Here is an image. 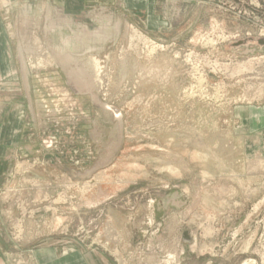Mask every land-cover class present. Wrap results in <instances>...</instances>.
Masks as SVG:
<instances>
[{
  "label": "rangeland",
  "instance_id": "obj_1",
  "mask_svg": "<svg viewBox=\"0 0 264 264\" xmlns=\"http://www.w3.org/2000/svg\"><path fill=\"white\" fill-rule=\"evenodd\" d=\"M254 108L264 0H0V264H264Z\"/></svg>",
  "mask_w": 264,
  "mask_h": 264
},
{
  "label": "crops",
  "instance_id": "obj_2",
  "mask_svg": "<svg viewBox=\"0 0 264 264\" xmlns=\"http://www.w3.org/2000/svg\"><path fill=\"white\" fill-rule=\"evenodd\" d=\"M115 114H116L117 118H119V119L122 118V115L118 110H115ZM248 120H249V129L251 130L250 134L258 135V134H261L262 132H264V108H261V109L254 108L252 110V114L250 116V119H248ZM255 138H257V137H255ZM4 142H5V139L2 136H0V146ZM5 160H6V158L0 154V162H4ZM47 255L48 254L46 251L45 252H37L36 256H35L36 261L39 264H46V261L48 260ZM75 255L76 254H74L71 259L69 258L67 260L68 261L67 264H83V262L81 261L82 259L79 256L76 257ZM94 264H96L95 261H94Z\"/></svg>",
  "mask_w": 264,
  "mask_h": 264
},
{
  "label": "bare ground",
  "instance_id": "obj_3",
  "mask_svg": "<svg viewBox=\"0 0 264 264\" xmlns=\"http://www.w3.org/2000/svg\"><path fill=\"white\" fill-rule=\"evenodd\" d=\"M33 4V3H32ZM27 11V10H26ZM28 12V11H27ZM29 14V13H28ZM135 37V36H134ZM151 129V128H150ZM179 134V133H178ZM197 137V136H196ZM198 138H199V136H198ZM201 138V137H200ZM177 139V138H176ZM194 140H196L195 138H194ZM198 142H199V140H197ZM181 142V141H180ZM182 143V142H181ZM197 143V142H196ZM195 143V144H196ZM202 143V142H201ZM187 144V143H186ZM240 144H241V142H240ZM191 146H192V144H191ZM194 146V145H193ZM197 146V145H196ZM203 146V145H202ZM242 146V145H241ZM199 148V147H198ZM203 149H205V148H203ZM243 150V149H242ZM241 155V154H240ZM242 156V155H241ZM244 159V158H243ZM249 162V161H248ZM244 163H246V161H244ZM248 165V164H247ZM245 167H247L246 165H245ZM42 168V167H41ZM245 170V169H244ZM247 170V169H246ZM23 173H25V172H23ZM220 174V173H219ZM245 174V173H244ZM249 174H250V172H249ZM261 174V173H260ZM34 175V174H33ZM256 175V174H255ZM258 175V174H257ZM30 176V175H29ZM246 176H248V175H246ZM260 176V175H259ZM256 177V176H255ZM28 178V177H27ZM29 179V178H28ZM42 179V178H41ZM44 180V179H43ZM52 190V189H51ZM50 210V209H49ZM45 211V210H44ZM46 212V211H45ZM40 218V217H39ZM42 218V217H41ZM44 218V217H43ZM42 224V223H41ZM213 236V235H212ZM118 245V244H117Z\"/></svg>",
  "mask_w": 264,
  "mask_h": 264
}]
</instances>
